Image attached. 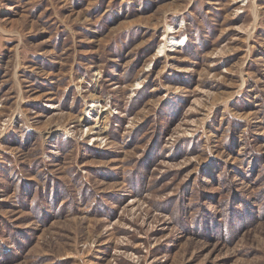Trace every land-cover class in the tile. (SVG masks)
Here are the masks:
<instances>
[{"label":"rangeland","instance_id":"374dc122","mask_svg":"<svg viewBox=\"0 0 264 264\" xmlns=\"http://www.w3.org/2000/svg\"><path fill=\"white\" fill-rule=\"evenodd\" d=\"M0 264H264V0H0Z\"/></svg>","mask_w":264,"mask_h":264},{"label":"bare ground","instance_id":"6f19581e","mask_svg":"<svg viewBox=\"0 0 264 264\" xmlns=\"http://www.w3.org/2000/svg\"><path fill=\"white\" fill-rule=\"evenodd\" d=\"M173 28L169 27L168 31L170 32ZM168 42H165L162 46H160L159 48V52H164L166 49V46H181L186 42V37L182 38V39H175V38H171V40H167ZM103 111V110H102Z\"/></svg>","mask_w":264,"mask_h":264}]
</instances>
